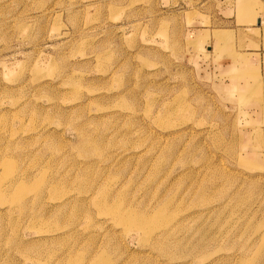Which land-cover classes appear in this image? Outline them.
<instances>
[{"label": "rangeland", "instance_id": "374dc122", "mask_svg": "<svg viewBox=\"0 0 264 264\" xmlns=\"http://www.w3.org/2000/svg\"><path fill=\"white\" fill-rule=\"evenodd\" d=\"M0 264H264V0H0Z\"/></svg>", "mask_w": 264, "mask_h": 264}, {"label": "bare ground", "instance_id": "6f19581e", "mask_svg": "<svg viewBox=\"0 0 264 264\" xmlns=\"http://www.w3.org/2000/svg\"><path fill=\"white\" fill-rule=\"evenodd\" d=\"M187 253V252H186Z\"/></svg>", "mask_w": 264, "mask_h": 264}]
</instances>
